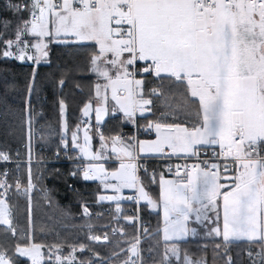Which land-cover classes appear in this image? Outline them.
<instances>
[{
	"label": "snow or ice",
	"instance_id": "snow-or-ice-1",
	"mask_svg": "<svg viewBox=\"0 0 264 264\" xmlns=\"http://www.w3.org/2000/svg\"><path fill=\"white\" fill-rule=\"evenodd\" d=\"M7 7L16 19L0 18L3 57L39 64L48 56L51 42H93L98 46L91 56L90 71L106 81L95 85V97L102 104L94 108L88 101L82 110L84 116L95 111L99 122L108 114L109 88L112 100L119 106L112 112L120 111L129 120H134L137 113L150 112L152 100L145 98V80L137 79L138 73L182 83L188 94L182 104L191 99L198 105L197 120L191 127L150 122L147 127L156 132L155 140L126 144L119 135L107 138L100 132L101 148L110 139L112 151L118 153V158L127 157L128 162L121 159L119 168L112 172L101 163H89L82 171L84 180L103 182L112 178L117 183H105V188L117 193L132 188L138 193L137 201H146L153 209L163 207L165 244L160 264L181 260L179 242L198 234L190 222L211 223L207 235L222 238L225 250L235 241L258 242L261 251L255 255L264 264V0H9ZM13 23L14 38H9L7 30ZM27 36L37 38L36 42L30 45ZM31 49L35 55L29 54ZM140 62L143 65L137 67ZM31 92L30 84L29 96ZM150 94L159 95V89L151 88ZM59 104L64 115L67 105L63 100ZM28 124L30 135L31 118ZM63 127L67 132L66 117ZM79 131L77 127L71 132L75 147L90 160H101L100 153L90 150L87 128L84 143H75ZM62 142L67 148L68 141ZM208 147L213 148L212 158L185 163L183 175L181 166L176 165L177 179L160 175L158 198L146 191L138 175L142 166L133 162L138 158L133 150L199 158ZM11 160L7 151H0V162ZM143 170L147 174L148 170ZM7 177V170L0 172V225L5 226V233L15 236L9 193L14 189L27 196L35 184L30 167L26 186L18 179L9 183ZM149 179L156 181L155 173ZM122 198L99 197L115 201ZM120 211L117 203L116 212ZM84 213L89 214L87 207ZM126 219L131 223L138 217ZM89 239L107 242L108 235H91ZM140 244V238L134 237L128 248L121 250L125 256L120 264H144ZM66 246L67 253L63 251ZM86 250L92 252L93 258L101 259L85 244L46 245L29 240L9 248L0 242V264H16V257H26L30 264H93V259L76 255ZM248 255L252 257L253 253L249 251ZM113 256L119 259L120 253L114 252ZM182 264H206V260L184 253ZM227 264H232L230 256Z\"/></svg>",
	"mask_w": 264,
	"mask_h": 264
},
{
	"label": "trees",
	"instance_id": "trees-1",
	"mask_svg": "<svg viewBox=\"0 0 264 264\" xmlns=\"http://www.w3.org/2000/svg\"><path fill=\"white\" fill-rule=\"evenodd\" d=\"M8 3V0H0V18L15 22L16 15L7 7ZM24 17L27 18V13ZM13 28L14 23L7 30L9 38H14ZM3 49L4 45L0 43V53ZM97 49L98 46L93 42H51L48 60L39 64L20 61L15 57H3L0 54V151H7L12 158H29L26 148L28 120L31 118L30 129L33 119L42 125V136L36 141V158L40 161L35 164H22L24 183L28 182L30 167L36 187L30 198L19 199L17 194L14 198H10V203L15 206L20 202L25 204V214L23 218H18L20 228L13 236L11 233H5L3 231L5 226L0 225V242L5 243L9 248L14 247L15 243L23 244L29 240L46 245L62 242L66 245L85 244L93 252L98 253L101 259L93 258L92 252L87 250L84 253H76L81 259H93V264H120V260L125 256L121 250L128 248L129 239L135 235V222H126L123 231L109 242L95 243L89 240V233L102 235L120 225L121 221H118L119 215L116 209L108 212L109 204L100 202L102 191L99 182L84 180L82 170L78 169L76 164L65 161L68 159L65 149L74 146L71 132L77 127L80 128L82 120L87 118L82 111L85 103L92 101L93 105L95 104L94 89L98 76L90 71V60ZM33 72H35L34 82H32ZM144 79L146 84L159 82L157 88L160 94L157 95L158 104L152 112L139 118V125L142 128L152 121L180 123L187 127L196 123L195 111L198 105L191 99L187 100L186 105L182 104V98L188 96L182 83L152 76H146ZM61 80L64 81L63 85L60 84ZM30 84L32 92L29 96ZM60 100L67 105L64 115L61 113ZM65 117L68 123L67 132L63 127ZM132 128L133 124L125 122L122 115L113 114L105 120L103 134L110 138ZM65 139L68 141L67 148L62 142ZM3 166L5 165H0V168ZM72 172H76L77 175H71ZM36 199L57 205L56 210L60 214V220L52 217L48 212L39 213L41 209L37 210L35 207ZM122 206L123 209L134 207L127 204V201H122ZM84 207L95 210L96 214L83 216ZM124 214H127L126 209ZM141 214L143 218L151 221V233L145 240L150 252L147 261L150 264H160L165 244L162 239V213L150 210L148 205L143 203ZM134 216L135 213L130 217ZM82 225L89 226H85L87 228L84 229L81 228ZM72 226L77 231L75 237L71 235ZM179 243L182 257L184 253L193 259L202 257L206 260V264H227L228 256L231 257L232 264H253L252 257L247 253L251 245L248 241L232 242L227 250L220 237L206 239L188 237ZM217 244L221 247L216 248ZM255 244L259 245L257 242ZM63 251L67 253V246ZM114 252L120 253L119 259L113 256ZM15 259L16 264H30L27 258Z\"/></svg>",
	"mask_w": 264,
	"mask_h": 264
},
{
	"label": "built area",
	"instance_id": "built-area-1",
	"mask_svg": "<svg viewBox=\"0 0 264 264\" xmlns=\"http://www.w3.org/2000/svg\"><path fill=\"white\" fill-rule=\"evenodd\" d=\"M142 65H143V62L139 63L137 65V67H141ZM146 76L155 77L154 75L138 73L136 78L137 79H140V78L144 79ZM158 85H159V82H157V83L151 82L150 84L149 83L144 84V94H149V96H145V98L151 99L152 104H153L154 100L157 99L158 97H157V95H151L150 89L151 88H157ZM152 104L150 105L151 108H152ZM136 116H137V119H136L135 123L133 124V126L135 125V128L131 129L130 131H126L123 134V136L126 138L134 139L136 141V140L141 139L142 135H146V134L151 135L152 133L155 135V131H152L150 128L142 129V127L139 125V121H138L139 117H142L143 115H141L140 113H137ZM82 122L86 123V121H82ZM30 133H31V143H32L31 163H35V162L40 161L36 158V151H37L36 141L42 136V125L36 119H33ZM213 147H215L217 151L219 150L218 146H213ZM166 151L170 152V150H168V149H166ZM65 152L72 155L71 158H69L68 160H65V161L76 163L77 168L83 171V168H85L88 164V160L83 158L75 148L65 149ZM212 155H213V148L208 147L206 149V154L204 151H202L199 158L186 157L184 154H179V155L175 154L174 156L161 155L160 154L161 158L159 160L163 161L164 162L163 164L149 162V160H143L142 161V159H139V158H137L133 162L137 163L139 166H142L139 170L140 172H144L143 169L146 168L148 170L147 174L149 176H151V174L155 173L156 181H152V180L151 181L154 185H157L158 180H159L158 176H157V171L159 168H161L163 170V172L165 173L166 176H170L173 179H177V177L175 175V166L176 165L181 166V175H183V166L185 163H187V164L198 163L199 160L211 159ZM24 163L29 164V159H22L20 157H16V158H12V160L10 162H0V165H5L2 168H0V172L7 170V172H8L7 179L9 181V183L14 184L15 181L18 179L20 181L21 185H23L24 184V176H23V172H22V164H24ZM169 167L172 168L171 172L168 171ZM13 190L10 191L9 196L11 195ZM137 196H138L137 193H129L125 196L126 198H124V200L127 201V203H130L132 206L136 207V209H137L135 217H138V220L135 221L136 234L134 237L138 236L141 240L140 248L142 249V256L144 258V264H150L149 262L146 261V259L150 256V252H149L148 246L145 244V240L147 239V237L151 233V227H150L151 221L142 217L139 201H137L135 199V197H137ZM130 197L132 199H129ZM111 206L113 207V204H111ZM112 207L110 208L111 210H113ZM88 211H89V214H85L84 209H83V214L85 216H89V215L95 214V212H96L95 210H91L89 208H88ZM126 222H129V221L126 219V217H124L121 224L114 227L113 229H118V230L123 229L124 224ZM112 230L107 231L100 236L107 234L108 235V241L107 242H109L113 239V237H116L120 234V231H117L114 233ZM91 235H99V234L90 233L89 237ZM133 238H131L129 240V243L133 240ZM92 242H94V241H92ZM95 243H97V242H95Z\"/></svg>",
	"mask_w": 264,
	"mask_h": 264
},
{
	"label": "rangeland",
	"instance_id": "rangeland-1",
	"mask_svg": "<svg viewBox=\"0 0 264 264\" xmlns=\"http://www.w3.org/2000/svg\"><path fill=\"white\" fill-rule=\"evenodd\" d=\"M25 38L29 41V44L30 45L31 44H34L36 42V39H37V38L32 37V36H27ZM12 50L15 52V49L14 48ZM48 50H49V48H48ZM29 54L35 55V50L34 49H31L30 52H29ZM47 60H48V56L45 59H42L40 62H45ZM25 62H32V61L25 60ZM96 83H100L101 85H103L105 83V80L100 77L99 78V81H97ZM108 99H109L108 101H109L110 105L112 107H114V103H113V100H112L111 96H108ZM101 104H102V102L98 103V105H101ZM128 122L130 123L131 121H128ZM85 128H87L88 135L90 137V150L92 152L100 153L101 156L103 157L101 160L94 161L92 163H101V164H103L104 165V168L107 171H109V172H112V171L117 170L119 168V166H120V162L117 163L118 167H116V164L108 163V162H112L113 159L118 158V155L115 154L114 152H112V149H111L112 143L110 141L106 140V141L103 142V143L106 144V147L101 148V143H102V141H101V143L98 144V145H96V147H95L94 141H93L92 137L90 136L93 133L89 131V128H88L87 125H85L83 128L80 127V133H78V139H77V141L75 143H79V144H83L84 143V129ZM30 131H31V129H30ZM30 140H31V138H30V135L28 133V141H27L28 142V145L26 147L27 150H28V157L29 156L30 157L32 156L31 155L32 154V152H31V146H30V143H29ZM133 152H134V150H133ZM80 154L82 156L88 158L87 156L83 155L82 153H80ZM120 158H122V156H120ZM124 162L127 163L128 161H124ZM163 176H164L165 179H173L170 176H165V175H163ZM149 177L150 176H148V175H147V177H144V176L141 177V179H142V181L144 183L145 189H146V191L150 192V194L153 196V198H158L159 191H160V186L153 188L152 185H151V182H150ZM159 177L160 176H158V179H159ZM110 179L111 178H109L107 181H103V182H102V180L99 179V181L102 183V185H104L105 183H117L115 180H110ZM32 182L35 184V187H36V183L33 181V179H32ZM26 185H27V183L23 184L22 186H26ZM33 190L27 196L24 195V194H21V193H17L15 191H14V193L12 192L13 194L11 193L12 196L9 197V202H10V198L11 197L14 198L16 194L18 195V198L19 199L20 198L26 199V197L27 198H30L31 194L33 193ZM48 203L49 204H47V202H45V201L44 202L40 201V199H36L35 200V207L37 208V210H38V208L41 209V211H39V213L48 212L52 217H55L58 220H60V214L56 210V207L58 208V206L57 205H52L50 202H48ZM10 204L13 206V223H14V226L16 227V229H19L20 228V223H19V219L18 218H20V217L23 218V216L25 214V204L24 203H21V202L20 203H17L16 206L13 205L12 203H10ZM115 205L117 206V204H113V206H115ZM159 209L162 210L163 207L161 206L160 208H158V210ZM107 211L109 212V211H111V209L108 208ZM126 212H127V214H124V210L121 209V211L118 213V215H119L118 216L119 221L122 222L124 217H130L131 216V214L129 213V210L126 211ZM82 214H83V211H82ZM83 216H85V215L83 214ZM40 218H41V214H40ZM219 223L222 226V219H221V221ZM85 226H89V225H82L81 228H83V227H84V229L87 228ZM190 226L197 228L198 234L196 236H189V237L199 238V239H206V238H213V237H215L214 235L213 236L207 235V233L209 232L210 228L213 226L211 223L206 222L205 224H197V223H191L190 222ZM84 229H83V231H84ZM71 235L73 237H75L77 235V231L73 228V226H72ZM88 236H89V234H88ZM162 236H163V232H162ZM162 239H163V237H162ZM256 245H258V244L252 243L248 247L247 253L249 251H251L253 253L252 261H255V264H259L260 263V257L257 256V255H255V254L257 252H260L261 249H260V246H256ZM24 258H26V257H24ZM182 260H183V257L181 255V260L177 261V260L173 259L172 264H182Z\"/></svg>",
	"mask_w": 264,
	"mask_h": 264
},
{
	"label": "crops",
	"instance_id": "crops-1",
	"mask_svg": "<svg viewBox=\"0 0 264 264\" xmlns=\"http://www.w3.org/2000/svg\"><path fill=\"white\" fill-rule=\"evenodd\" d=\"M84 43H86V42H84ZM140 63H141V62H140ZM99 78H100V77H98V80H97V81H99ZM105 83H106V81H105ZM96 84H97V83H96ZM94 92H95V89H94ZM120 95H123V92H121ZM108 96H111V89H110V88L108 89ZM108 100H109V99H108ZM100 102H102L101 99L98 98V97H96V98H95V104L93 105L94 108H95V107H99V106H101V105H98V103H100ZM113 103H114V107H116V108L119 107V106L116 104V101L113 100ZM106 107L108 108V114L105 115V116H103L102 119H101L99 122H97V120H96V113H95V111L90 112L89 116H87V118H85V119L82 120V121H86V123L81 122L82 125H81L80 127L83 128L85 125H87L88 128H89V131L92 132V133L94 134V135L91 134L90 136L92 137V139H93V141H94L95 147H96V145H98V144L101 143V139H100V135H99V133H100V132L103 133V125H104L105 120H107V118H108L109 115H113V114H115V115H122L124 121H125V122L131 121V122H130L131 124H134L135 121H136V119H137V116H135V117H134V120H129V119H128L127 117H125L124 114H123L122 112H120V111L112 112V108H113V107L110 105L109 101H107ZM151 112H152V111H151ZM147 113H148V112H145V113L143 114V116L146 115ZM91 116H93V118H91ZM139 118H140V117H139ZM164 123H167V122H164ZM183 125L186 126L185 124H183ZM144 128H148L147 125H145ZM144 128H142V129H144ZM151 130H152V129H151ZM153 131H154V130H153ZM78 133H80V131H79ZM119 136H121V137L123 138V140H124V142H125L126 144H127V143L135 144L136 141H138V140L135 141L134 139L126 138V137L123 136V134H120ZM93 137H94V138H93ZM156 138H157V134H156V132H155V135L153 134L152 136L142 135V136H141V139H139V141H143V140H149V141H150V140H155ZM108 141L111 142L110 139H108ZM111 143H112V142H111ZM73 145H74V143H73ZM117 147L119 148L120 145H117ZM73 148H75V149L78 151V153L80 154V151L78 150V148L75 147V145L73 146ZM111 149H112V145H111ZM112 152H113V151H112ZM114 153L118 155V153H116V152H114ZM80 155H81V154H80ZM134 155H139V156L149 157V158H151V159L160 156V154H154V153H137V152H135V150H134ZM174 155H175V154H171L170 156H174ZM81 156H82V155H81ZM82 157L88 160V164L94 162V161L90 160L89 158H86V157H84V156H82ZM121 159H123L124 161H128V158H127V157H123V156H122V158H116V159H113L112 162H108V163L116 164V167H118L117 163H118V162H121ZM88 164H87V165H88ZM160 164H161V163H160ZM107 166H108V165H107ZM161 174L165 175V173L163 172V170H162L161 168H159L158 171H157V176H160ZM138 175H139L140 177H142V176L147 177L148 174L146 175L145 172H140V171H138ZM148 176H149V175H148ZM165 176H166V175H165ZM110 180H113V179L111 178ZM95 181H98L99 184H100V186H101L102 194H101L100 196H121V197H123V198L120 199L119 201H115V200H100V202H103V203L109 204V205L107 206L108 208H111V207H112L111 204H117V203H119V206H120V208H121L122 210H125V209H126V211H128V210L130 209L129 207L123 209L122 201H125L124 198H126L125 196H126L127 194H129V193H137V191H135V189H132V188H123L119 193H117V192H115V191H114L113 189H111V188H105L104 185H102V183L99 181V179H96ZM150 182H151V185H152L153 188L159 186V183H158L157 185H154V184L152 183L151 180H150ZM137 195H138V193H137ZM143 203L147 204L146 201H142V200L139 201L140 209H141V205H142ZM127 204L130 205V203H127ZM147 205H148V208H149L150 210H152V211H160V212L162 213V220H163L162 228H163V227H164V215H163V209H162V210H161V209H159V210H158V209H153L149 204H147ZM112 208H113V209H116V205H115L114 207H112ZM162 230H163V229H162ZM162 232H163V231H162ZM91 233H93V232H91ZM89 234H90V233H89ZM135 234H136V232H135ZM134 236H135V235H134ZM88 237H89V236H88ZM162 237H163V236H162ZM242 241H244V240H242ZM257 243H258V242H257ZM258 246H259V245H258Z\"/></svg>",
	"mask_w": 264,
	"mask_h": 264
},
{
	"label": "bare ground",
	"instance_id": "bare-ground-1",
	"mask_svg": "<svg viewBox=\"0 0 264 264\" xmlns=\"http://www.w3.org/2000/svg\"><path fill=\"white\" fill-rule=\"evenodd\" d=\"M145 96H149V94H145ZM43 99V98H42ZM157 104H158V98L157 99H155L154 100V102H153V104H152V108H151V111L157 106ZM34 106V105H33ZM31 109H32V107H31ZM37 109V108H36ZM135 128V125L133 126V128L132 129H134ZM126 131H128V130H125V131H123L121 134H124ZM153 131V130H152ZM147 136H152L153 135V133L151 134V135H149V134H146ZM30 143V146H31V152H32V143L31 142H29ZM36 146H37V143H36ZM68 154V153H67ZM32 155V154H31ZM37 156V155H36ZM71 154H68V159L69 158H71ZM138 156V158L139 159H142V161L143 160H149V162H154V163H161V164H163L164 162L163 161H160L159 159L161 158V156H159V157H156V158H153V159H151V158H149V157H144V156H139V155H137ZM32 157V156H31ZM27 159H29V158H27ZM68 159H66V160H68ZM44 160V159H43ZM46 162H47V159L45 160ZM49 161V160H48ZM51 162V161H50ZM43 163H44V161H43ZM70 163H73V162H70ZM32 164V163H31ZM35 164V163H34ZM37 164V163H36ZM74 164H76V163H74ZM27 165H28V163H27ZM23 175H24V173H23ZM25 177V176H24ZM25 180H26V178H25ZM25 184V183H24ZM15 191V190H14ZM93 210V209H92ZM136 212H137V209H136V207H132V208H130L129 209V213L130 214H134L135 213V215H136ZM89 217V216H88ZM119 221V220H118ZM117 225H118V222H117ZM114 226V225H113ZM151 227V226H150ZM113 228V227H112ZM130 240V239H129ZM149 258V257H148ZM147 258V259H148ZM147 259H146V261H147ZM148 262V261H147Z\"/></svg>",
	"mask_w": 264,
	"mask_h": 264
}]
</instances>
